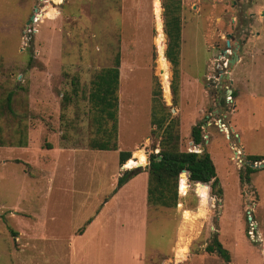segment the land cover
Masks as SVG:
<instances>
[{
  "label": "rangeland",
  "instance_id": "rangeland-1",
  "mask_svg": "<svg viewBox=\"0 0 264 264\" xmlns=\"http://www.w3.org/2000/svg\"><path fill=\"white\" fill-rule=\"evenodd\" d=\"M233 1L158 0L169 65L165 97L154 0H0V264L115 262L120 223L111 195L121 171L118 152L93 144L115 141L130 158L137 149L146 159L157 153L161 131L153 132L150 122L157 89L178 123L179 148L205 149L218 183L179 181L175 207H150L145 263L264 264V166L247 160L264 154V0ZM171 14L181 33L176 94V68L165 57ZM227 40L229 48L237 46L232 64L231 49L223 55ZM117 51L112 138L88 93L94 74L112 66ZM197 123L199 146L191 138ZM62 149L74 150L68 163ZM120 208L133 217L125 204ZM214 235L229 261L205 251Z\"/></svg>",
  "mask_w": 264,
  "mask_h": 264
},
{
  "label": "trees",
  "instance_id": "trees-1",
  "mask_svg": "<svg viewBox=\"0 0 264 264\" xmlns=\"http://www.w3.org/2000/svg\"><path fill=\"white\" fill-rule=\"evenodd\" d=\"M165 34L168 37L165 57L176 68L180 52V24L178 15H166ZM120 55L117 51L114 55L113 65L99 69L91 79V88L88 93V101L93 109L98 113L96 120L110 122L108 137L115 138L117 130V106H118V84H119ZM172 92L178 90V71H174ZM160 89L153 90L152 109L150 122L155 126L152 129L161 131L159 151L150 153L148 164L145 170L147 179V203L150 207H175L178 202L179 181H191L210 183L213 187L218 183L215 166L209 153L202 149L200 153L195 151H185L179 148V132L177 121L167 112V106L160 96ZM11 95L6 98L9 105ZM201 124L197 123L191 127V138L195 146L202 145ZM4 145L0 135V146ZM93 148L98 150H116L117 144L109 140L93 144ZM130 151L120 150L118 152V162L124 167L130 168L146 163L145 152L137 149L130 158ZM247 160L252 164L264 160V155H248ZM253 169H247L248 173ZM139 172L138 168L125 170L117 179L116 189L121 187L133 175ZM220 192V189H218ZM206 252H216L219 256L229 261V253L221 242L214 235L211 243L205 246Z\"/></svg>",
  "mask_w": 264,
  "mask_h": 264
},
{
  "label": "crops",
  "instance_id": "crops-1",
  "mask_svg": "<svg viewBox=\"0 0 264 264\" xmlns=\"http://www.w3.org/2000/svg\"><path fill=\"white\" fill-rule=\"evenodd\" d=\"M233 81L234 78L232 79V82ZM221 125H222L221 127H223V129L227 131L226 123ZM205 135L208 137L207 134ZM234 136L236 138L235 141L238 143L239 140H241L240 136L237 133ZM237 143L235 144L238 145ZM19 145L20 147H16V148L22 151L26 149L24 147L25 143H19ZM6 147L13 150L15 148L14 146H6ZM239 147L242 150V155H243L242 145H240ZM62 150L61 151L63 152L62 153L63 156L65 155L67 156L65 163H68L67 161L70 160V158L68 159V157L74 155V150L73 149H62ZM61 151H59L60 154ZM115 151L117 152L120 151L118 145ZM18 159L20 160V158ZM260 162H264V160ZM145 167L146 166H143L142 167L143 169H140V171L137 174L133 175L127 182H125L121 187L117 188L116 191L111 195L112 197L111 199H113V201L115 202L114 207L116 205L113 214V220L115 223H120V233L115 238L117 242V250H120V253L115 258V262L113 264H146L145 253L147 250V232H148V227H149L148 224L150 219V206L147 203L148 174L145 170ZM257 168H259V166H257ZM120 169L122 171L123 169L127 170L128 168L124 167L122 164L120 165ZM120 174L118 175L120 176ZM112 177H114V174L112 175ZM113 179L114 181L112 180V184L116 182L115 181L116 179L115 178ZM104 195L106 194L103 193V196ZM121 203L125 204L128 207L129 211L132 213L133 216L132 218L129 217L127 219L124 217L125 210L122 213L120 208ZM107 206H108L107 201L104 200L103 208ZM94 219L95 217L94 218L91 217L87 220L86 228H88V226L94 222L93 221ZM85 230L83 231L79 230V233L85 234L84 232Z\"/></svg>",
  "mask_w": 264,
  "mask_h": 264
},
{
  "label": "bare ground",
  "instance_id": "bare-ground-1",
  "mask_svg": "<svg viewBox=\"0 0 264 264\" xmlns=\"http://www.w3.org/2000/svg\"><path fill=\"white\" fill-rule=\"evenodd\" d=\"M153 11H154V15L156 18V27L158 31L157 44H158L159 66H160V73H161V79H162V85H163V92H164V96L168 97L169 90H170L168 86V67L169 65L163 56L164 46L162 44L163 34L161 32V27H162L161 18H160L161 8H160L158 0H154Z\"/></svg>",
  "mask_w": 264,
  "mask_h": 264
},
{
  "label": "water",
  "instance_id": "water-1",
  "mask_svg": "<svg viewBox=\"0 0 264 264\" xmlns=\"http://www.w3.org/2000/svg\"><path fill=\"white\" fill-rule=\"evenodd\" d=\"M261 15H264V11H262ZM30 21H34L33 16H31ZM226 46H227L228 49H230V48H229V47H230V44H229V41H228V40H227V42H226ZM236 50H237V46H235L234 49L231 50V52H232V57H231V59H229V62H230L231 64H232L234 61H236V60L238 59V55H237ZM223 55L226 56V57H228V56H229V53H228L226 50H224V51H223ZM226 76L228 77V74H227ZM230 92H231V91L229 90V93H230ZM221 129H222V128H221ZM205 136H206V135H205ZM195 152L200 153V151H195ZM148 162H149V160H148V158H147V160H146V164H148ZM253 165H255V166H259V167H262V166L264 165V162H260V163H258V165H257L256 163H254ZM134 168L142 169V165H138V166H136V167H130V168H128V170H131V169H134Z\"/></svg>",
  "mask_w": 264,
  "mask_h": 264
},
{
  "label": "built area",
  "instance_id": "built-area-1",
  "mask_svg": "<svg viewBox=\"0 0 264 264\" xmlns=\"http://www.w3.org/2000/svg\"><path fill=\"white\" fill-rule=\"evenodd\" d=\"M227 96H228L229 99H231V92ZM238 152H239V154H241L240 153V150ZM247 233H248V235H253V233H252V227L250 229H248Z\"/></svg>",
  "mask_w": 264,
  "mask_h": 264
},
{
  "label": "flooded vegetation",
  "instance_id": "flooded-vegetation-1",
  "mask_svg": "<svg viewBox=\"0 0 264 264\" xmlns=\"http://www.w3.org/2000/svg\"><path fill=\"white\" fill-rule=\"evenodd\" d=\"M233 2H234V3H236V1H235V0H234ZM227 37H228V36H227ZM227 49H228V48H227V46H226V48H225V49H223V51H224V50H227ZM230 49L232 50V49H234V47H233V48H230ZM226 77H227V76H226Z\"/></svg>",
  "mask_w": 264,
  "mask_h": 264
}]
</instances>
